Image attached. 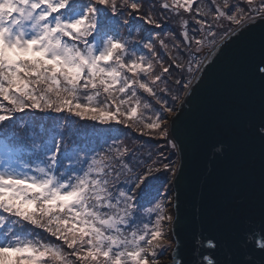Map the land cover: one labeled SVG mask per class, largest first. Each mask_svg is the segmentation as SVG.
Instances as JSON below:
<instances>
[{
    "label": "snow or ice",
    "instance_id": "1",
    "mask_svg": "<svg viewBox=\"0 0 264 264\" xmlns=\"http://www.w3.org/2000/svg\"><path fill=\"white\" fill-rule=\"evenodd\" d=\"M256 26L264 37V0H0V264H159L169 248L183 264L166 182L178 181L179 161L130 145L118 126L176 149L165 97H182L159 88L172 73L157 44L187 94L221 43ZM250 76L264 85V57ZM252 135L264 142V119ZM239 222V238L249 233L245 264H264V210Z\"/></svg>",
    "mask_w": 264,
    "mask_h": 264
},
{
    "label": "water",
    "instance_id": "2",
    "mask_svg": "<svg viewBox=\"0 0 264 264\" xmlns=\"http://www.w3.org/2000/svg\"><path fill=\"white\" fill-rule=\"evenodd\" d=\"M260 32L256 26L221 43L170 119L180 165L178 181L172 180L179 220L172 238L183 264H245L250 256L239 217L264 210V142L252 135L264 119V85L250 76L251 62L264 57ZM251 227L259 239V221Z\"/></svg>",
    "mask_w": 264,
    "mask_h": 264
},
{
    "label": "rangeland",
    "instance_id": "3",
    "mask_svg": "<svg viewBox=\"0 0 264 264\" xmlns=\"http://www.w3.org/2000/svg\"><path fill=\"white\" fill-rule=\"evenodd\" d=\"M160 2L162 3L163 0H160ZM157 14L159 15V10H158ZM133 22H134V23H140V21L137 20V18H134ZM162 23L165 25V27L163 28V31H164V32H167V31H169L170 29H175L174 34L177 35V36H179L180 28L178 27V24H177L176 22L163 21ZM144 27H146V29H147V33H155V32H160V31H162V29H155V28H153L151 25H146V26H144ZM189 31H190V29H189ZM163 38H164V39H167V37H163ZM180 38L182 39V37H180ZM169 47H171V41H169ZM157 49H158L159 54H160V56H161V58H162V60H163V62H164V66H165V67H169V68H170V72L172 73V79H168V78H167V74H164V77H165V78H163L161 81L158 82L159 88H160V89H163V88H165V87L167 86L169 89H171L172 94H176L177 89H179V95L183 98V96L185 95V92H184V90H183V84H181V85H176L175 82H174L176 79H182V74H181L180 70H179L178 68H176L174 65L171 64V62H170L169 59H168V55H169V54L166 53V52L164 51V49L160 48L159 44H157ZM143 51L146 52L147 50H143ZM172 54H175L174 51H173ZM201 59H203V57H201ZM155 72H156L157 74L161 73V68H160L159 65H155ZM143 95L147 97L148 101H149L151 104H153L155 107H159V105H156V104H155V101L152 100V98H151L150 96H147V94H143ZM158 95L164 96V93H160V92L158 91ZM165 98L168 99L169 104L172 105V106H174L175 109H176V111H177V108H178L179 104L181 103V100H182V99H180V100H176V101H173L172 98H171V95H167ZM176 111H175V113H176ZM175 113H174V114H175ZM144 114H145V117H147V116H150L152 113H151L149 110H144ZM20 115L23 116L24 114L21 113ZM36 115H37L38 117L45 116L44 113H37ZM47 115H48V116H54V115H56V114L48 113ZM166 115H168V114H166ZM172 116H173V115H169V116H168L169 120L172 118ZM39 123H46V122H45L44 120H40ZM80 123L83 124L84 122L81 121ZM118 127H119V128L122 130V132L128 137V143H129L130 145H131V143L133 142V140H135L136 142H138V141L136 140V137L141 136L139 132H137V131H133V130L130 129V128H124L123 125H119ZM35 130H36L37 132H39V128H36ZM150 137H151V136H150ZM151 138H152V139H151V141H152L151 145H156V146H157V147L155 148V151H161V150H162V151L164 152L165 156H168L169 159H170L172 162H175V158H173V152H175L176 149H171L170 147H168V146L166 145V142H165L163 139H160V138H153V137H151ZM170 138H171V136H170ZM0 139H2V135H0ZM15 148H16L21 154L24 155V158H25V159H28L27 153L24 151V149H25V145H24L23 143H16V144H15ZM169 154H171L172 156L169 155ZM173 159H174V161H173ZM67 163H68V162L66 161L65 164L67 165ZM166 175H167V176H170L171 174H166ZM166 182L169 183V191L167 192V197L170 198V199L173 201L172 180H170V181H166ZM161 191L163 192L164 189H161ZM169 211L173 214V208H172V207L169 209ZM153 219H154V217H153ZM30 227H31V226H29V228H30ZM37 231H38V232H42V230H40V229H37ZM45 235H46V234H45ZM52 239H54V238H52ZM172 240H173V238H172ZM57 243H59V242H57ZM172 251H173V249H172V248H169L168 251L165 252L164 255L160 258V260H159V264H168V263H170V262H171L170 256L172 255Z\"/></svg>",
    "mask_w": 264,
    "mask_h": 264
},
{
    "label": "trees",
    "instance_id": "4",
    "mask_svg": "<svg viewBox=\"0 0 264 264\" xmlns=\"http://www.w3.org/2000/svg\"><path fill=\"white\" fill-rule=\"evenodd\" d=\"M138 20V19H137ZM21 113H18L17 114V117L19 118L20 116H22V115H20ZM151 137L150 136H138V137H136V140L138 141V142H144V144H145V147L147 148L148 146H150L151 145V143H152V141H151ZM169 155H171V154H169ZM172 156V155H171ZM173 158H176V153L175 152H173ZM173 161H174V159H173ZM66 162V161H65ZM161 175H166V174H161Z\"/></svg>",
    "mask_w": 264,
    "mask_h": 264
}]
</instances>
